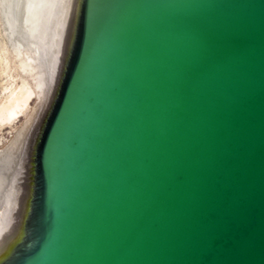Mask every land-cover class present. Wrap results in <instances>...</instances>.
Segmentation results:
<instances>
[{
	"label": "water",
	"instance_id": "1",
	"mask_svg": "<svg viewBox=\"0 0 264 264\" xmlns=\"http://www.w3.org/2000/svg\"><path fill=\"white\" fill-rule=\"evenodd\" d=\"M0 264H264V0H62Z\"/></svg>",
	"mask_w": 264,
	"mask_h": 264
},
{
	"label": "bare ground",
	"instance_id": "2",
	"mask_svg": "<svg viewBox=\"0 0 264 264\" xmlns=\"http://www.w3.org/2000/svg\"><path fill=\"white\" fill-rule=\"evenodd\" d=\"M10 2L11 1H9V3ZM22 2H23V4H22ZM61 2H62V0H24V1L18 0V3L15 2L17 7L14 4L15 7L17 8V12H18V14L16 12V14L18 15L17 16L18 17L17 23L20 22L21 25L23 24V26H24L23 29L25 28L24 34L26 35L27 38L37 42L35 49H36V57L39 60L37 59L38 60L37 65L31 64V61H33L32 60L33 57L31 56L32 58H30L29 55H27V57L19 60L18 68L22 72H25L26 74H29L32 77V80L34 82V86L28 87V86H26L25 83L22 82L18 86V88L17 87L11 88V89H9L10 87L7 88V89H9L8 92L5 94L3 99L0 101V126L7 124L10 121H12L13 119H15L16 117L20 116L22 114V112L24 111V109L28 106V104L31 101H34L35 94H36L37 87H38L39 80H40L41 73H42V67H43L42 65H43V62L45 63L46 55L48 52V48L50 45V41L52 38L54 27L56 24V20H57V16L59 13L60 6H61ZM6 3L8 4V2H6ZM8 6H9V4L7 5V7ZM10 6L12 7L11 3H10ZM10 6H9V9H10ZM7 7H5V8H7ZM12 9H13V7H12ZM1 10H4V9H1ZM7 15H9V14H7ZM11 15H13V14H11ZM4 16H6V15H4ZM15 16L16 15L14 14L13 17H15ZM17 17H15V19H13V23ZM11 18H12V16H11ZM7 19H10V17H7ZM11 21H12V19H11ZM11 21L10 20L8 21V25L13 26L14 24L12 25ZM9 22H11V23H9ZM14 26H16V25H14ZM13 28L12 29L8 28L9 31L7 32L8 36L11 38L13 37L12 36L13 32L17 31L15 28H14L15 30ZM12 30H14V31H12ZM20 36H21V34H20ZM20 44L15 42V41L13 44V51L15 53V56H17V57H20L21 53H23V52H21V45ZM38 45L40 46L41 49H38V47H39ZM3 59H4V57H3ZM8 62L9 61H7L5 58V64L6 65L8 64ZM33 72L35 73L34 76L32 74ZM7 158L8 157H6L5 155L1 156L0 157V164L3 163Z\"/></svg>",
	"mask_w": 264,
	"mask_h": 264
},
{
	"label": "rangeland",
	"instance_id": "3",
	"mask_svg": "<svg viewBox=\"0 0 264 264\" xmlns=\"http://www.w3.org/2000/svg\"><path fill=\"white\" fill-rule=\"evenodd\" d=\"M9 1H11L10 3L12 5L13 9L10 6ZM14 1L13 0H7V1L6 0H0V101L3 99V97L8 92L9 89L15 88V87L18 88V86L22 82L25 83L26 86H28V87L34 86V82L32 80V77L29 74L22 72L18 68L19 60L27 57V55H29L30 58L33 57L32 58L33 61H31V64H33V65H37L38 60H39L36 57V49H35L37 42L27 38L26 35L24 34L25 28L23 29V27H24L23 24L21 25L20 22L17 23L18 12H17V8H16L17 5L15 4V2L18 3V0H16L15 2ZM22 1H24V0H22ZM6 2H8L11 10L9 9V6L7 7L8 4ZM14 4L16 5V7ZM22 4H23V2H22ZM4 6L7 8H5ZM1 9H4V10H1ZM16 12H17V14H16ZM6 13L9 15H7ZM11 14H13V15L15 14L16 15L15 17H17L16 20H14V23H13V19H15V17H13V15H11ZM4 15H6L7 17H10V19H7V17ZM10 15L12 16V18ZM11 19H12V21H11ZM7 20L8 21L10 20L12 22V25L14 24L17 27L14 25L13 26L8 25ZM11 22H9V23H11ZM13 27L17 30L16 32L14 31L15 29ZM8 28L14 29V30H12V31H14L12 38L8 36V33H7L9 31ZM20 34H21V36H20ZM14 41L19 43V44L21 43L20 44L21 45V52H23V53H21L20 57L15 56V53L13 51ZM38 49H41L40 46L38 47ZM3 57H4V59H3ZM5 58L7 61H9L7 65L5 64ZM42 66H44V62H43ZM42 70H43V67H42ZM32 74H33V76L35 75L34 72ZM7 88H9V89H7ZM33 102L34 101H31L28 104V106L24 109V111L22 112V114L20 116L16 117L15 119H13L12 121H10L7 124L0 126V154H1L0 157L3 155H5L6 157H9L17 149H19L21 147L23 137H24V133L26 130V126L28 123L27 121H28L29 116H30V112L32 109Z\"/></svg>",
	"mask_w": 264,
	"mask_h": 264
}]
</instances>
